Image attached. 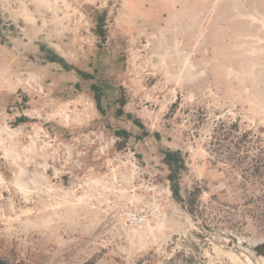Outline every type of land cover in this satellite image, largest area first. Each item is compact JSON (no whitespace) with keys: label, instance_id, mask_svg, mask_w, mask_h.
Masks as SVG:
<instances>
[{"label":"rangeland","instance_id":"rangeland-1","mask_svg":"<svg viewBox=\"0 0 264 264\" xmlns=\"http://www.w3.org/2000/svg\"><path fill=\"white\" fill-rule=\"evenodd\" d=\"M0 258L264 264V0H0Z\"/></svg>","mask_w":264,"mask_h":264},{"label":"trees","instance_id":"trees-1","mask_svg":"<svg viewBox=\"0 0 264 264\" xmlns=\"http://www.w3.org/2000/svg\"><path fill=\"white\" fill-rule=\"evenodd\" d=\"M178 156V152H175V151H172V150H169L166 152V155H165V160L172 164L173 163V159L174 158H177ZM172 187H173V192H174V195L176 196H179V188H178V184L176 183H173L172 184ZM0 264H10L8 261L0 258Z\"/></svg>","mask_w":264,"mask_h":264},{"label":"water","instance_id":"water-1","mask_svg":"<svg viewBox=\"0 0 264 264\" xmlns=\"http://www.w3.org/2000/svg\"><path fill=\"white\" fill-rule=\"evenodd\" d=\"M237 244L239 245H243V246H247L249 248H252L254 249L255 246L259 243L258 241L256 240H250L249 242H246V240L242 239V238H237Z\"/></svg>","mask_w":264,"mask_h":264},{"label":"bare ground","instance_id":"bare-ground-1","mask_svg":"<svg viewBox=\"0 0 264 264\" xmlns=\"http://www.w3.org/2000/svg\"><path fill=\"white\" fill-rule=\"evenodd\" d=\"M261 23V22H260ZM262 24V23H261Z\"/></svg>","mask_w":264,"mask_h":264}]
</instances>
